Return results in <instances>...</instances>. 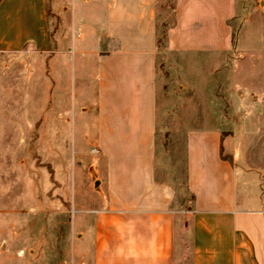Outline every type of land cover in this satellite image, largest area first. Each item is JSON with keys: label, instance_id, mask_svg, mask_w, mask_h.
<instances>
[{"label": "crops", "instance_id": "0c3cea01", "mask_svg": "<svg viewBox=\"0 0 264 264\" xmlns=\"http://www.w3.org/2000/svg\"><path fill=\"white\" fill-rule=\"evenodd\" d=\"M155 1L0 0V52L42 54L45 92L78 99L73 133L90 144L94 179L72 190L71 264H182L188 256L190 264H264V71L257 65L264 55L249 57L256 65L238 71L231 93L238 128L246 124L242 112H251L256 146L248 161L222 153L230 132L200 125L186 134L179 186L177 173L168 177L157 164L162 23ZM191 1L175 0L169 47L177 48L187 22L202 20L199 12L188 17ZM250 47L264 53V38ZM242 79L250 80L249 103ZM76 174L83 180L81 166L74 182Z\"/></svg>", "mask_w": 264, "mask_h": 264}, {"label": "rangeland", "instance_id": "374dc122", "mask_svg": "<svg viewBox=\"0 0 264 264\" xmlns=\"http://www.w3.org/2000/svg\"><path fill=\"white\" fill-rule=\"evenodd\" d=\"M153 5L162 23L157 164L168 177L176 172L182 186L189 130L204 125L230 132V138L224 136L222 153L232 163L237 152L247 162L256 146L249 139L251 112H242L246 124L238 128L229 109L238 71L250 72L256 64L249 57L264 55L250 49L264 38V0H192L188 17L199 12L196 16L202 20L185 24L177 48L169 47L167 35L175 0H156ZM17 55L0 52V264H71L76 240L72 190L80 191L82 181L89 187L94 179L88 172L90 144L78 141L77 133L74 138L78 99L72 93L45 92L43 55ZM257 65L264 71V63ZM241 82L249 103L250 80ZM259 93L258 102L263 103L264 93ZM65 116L70 122L63 120ZM80 166L83 180L76 174L75 183L74 171ZM182 264H190L189 256Z\"/></svg>", "mask_w": 264, "mask_h": 264}, {"label": "built area", "instance_id": "2783aa9c", "mask_svg": "<svg viewBox=\"0 0 264 264\" xmlns=\"http://www.w3.org/2000/svg\"><path fill=\"white\" fill-rule=\"evenodd\" d=\"M92 152L94 153V154H96L97 153V151L94 149V150H92Z\"/></svg>", "mask_w": 264, "mask_h": 264}]
</instances>
